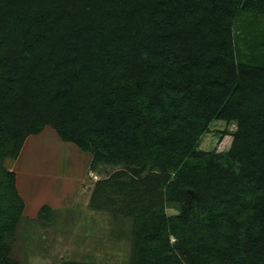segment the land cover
<instances>
[{"label":"trees","instance_id":"16d2710c","mask_svg":"<svg viewBox=\"0 0 264 264\" xmlns=\"http://www.w3.org/2000/svg\"><path fill=\"white\" fill-rule=\"evenodd\" d=\"M216 119L229 148L198 149ZM46 126L125 166L90 206L132 218L127 264H264V0H0V161ZM16 179L0 165V264H28Z\"/></svg>","mask_w":264,"mask_h":264},{"label":"rangeland","instance_id":"374dc122","mask_svg":"<svg viewBox=\"0 0 264 264\" xmlns=\"http://www.w3.org/2000/svg\"><path fill=\"white\" fill-rule=\"evenodd\" d=\"M235 129V123L229 125L224 120H214L210 125L209 131L201 136L198 149L207 152L226 150L232 140L230 133ZM34 139L35 145L39 143L38 140L40 138ZM35 145H29L26 140L18 157L7 156L3 161H0L2 167L15 172L17 177L16 185L24 198L29 196V191L37 183L35 175H40L39 173L42 172L40 180L44 179L46 181L50 179L49 173L44 174L42 169L46 165L54 166L52 163H54L56 157L55 151H51L52 146L49 144H46V151H44L46 154L44 156L43 154L38 156L37 150L36 152L32 151V154L28 155L29 151L36 149ZM77 152L74 153L73 157L79 160L80 155L78 153L80 151ZM91 156L93 158V155ZM101 163L98 169L92 173L93 180L115 176L117 171L123 170L125 167L123 163ZM91 188L92 186H90ZM32 193L35 196L30 205L33 213L36 212L35 201L41 195L38 190ZM109 193L118 198V206H121L122 210H128L130 199L127 195H121L116 191H110ZM85 196L82 199L79 198L76 203L71 205L72 207H66L68 209H60L54 213L52 211L49 212L51 217L46 219L41 217L37 219L32 215V217L26 216L24 208L15 236L9 239L10 256L17 261L28 264H61L65 260L83 262L90 259L89 255L93 256L94 259L92 261L95 260L98 263L122 264L128 262L130 257L128 233L131 231L132 218L124 214L93 209L88 204L87 196L86 198ZM77 206H82L81 209L85 212L88 211L89 214L83 213L80 218H77L79 215H76V217L71 215V213L76 212L74 210H78ZM166 212L170 215L178 214L179 208L178 206H167ZM84 233H89L88 236L94 239L98 238L100 241L97 243L99 244L95 245V247L80 244L79 241H81L82 236H87Z\"/></svg>","mask_w":264,"mask_h":264},{"label":"crops","instance_id":"0c3cea01","mask_svg":"<svg viewBox=\"0 0 264 264\" xmlns=\"http://www.w3.org/2000/svg\"><path fill=\"white\" fill-rule=\"evenodd\" d=\"M37 137L40 138L38 141L39 143L40 142L41 143L40 144L36 143L35 145L34 138H37ZM27 143H29V145L31 146L35 145L36 147L35 150L29 151L28 155H30V153L32 154V151L36 152L37 150L38 156L40 154H43L44 156L46 154V152H44L46 151V144H49L52 146L51 151H55L56 157L54 159V163H52L54 164V166L46 165V166H43V169H42L44 170L43 171L44 174H46L47 172L49 173L50 179L46 180L47 182L44 181V179L40 180L42 178L40 176L42 175V172L39 173L40 175H35L37 177V179H35L37 183L34 184L32 189L29 191L28 193L29 196L26 198L23 197L25 200V204H26V207H25L26 216H29V217L35 216L34 218L39 219L40 216L38 212H40L43 206H46V205L51 207V211L53 213L59 211L60 209H68L69 206L76 203L79 200V198L82 199V197L85 195L88 198V204H90L92 190L97 180L96 179L93 180L92 173H94L95 171L91 167L92 156L89 152L82 151L79 147H77L72 142L62 141L57 131L51 126H46L42 130V132H40L39 134H33L29 136L27 138ZM76 151L78 152L80 151L81 153L80 154L77 152L80 155L79 160H76L73 157ZM90 186H92L91 189H90ZM36 190L39 191L41 196L37 199V201H35L36 212L32 213L33 210L30 209L31 208L30 205H31L32 200H34L35 198L32 192L35 193ZM81 208L82 206L78 207V210H74L76 212H74L73 214L71 213V215L73 216L75 215V217L76 215H79V217L77 218H80L83 213H86L87 215L89 214L88 211L85 212ZM90 231H93V230H90ZM84 234L87 236L89 235V233H84ZM87 236H82V239H81L82 242L79 241V243L87 244L86 246L90 245L92 247H95V245L99 244L97 243L98 241H100L98 238L94 239L93 237H89V236L87 237ZM130 255H131V243H130ZM89 256H90V259H87V261H83V262H96L95 260L92 261V259H94L93 256L91 255ZM129 259H128V262H129ZM128 262H125L122 264H127ZM109 264H119V263H109Z\"/></svg>","mask_w":264,"mask_h":264}]
</instances>
